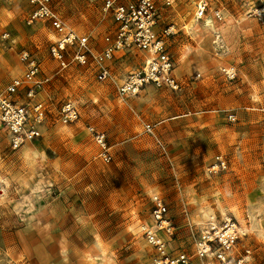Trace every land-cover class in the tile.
<instances>
[{
    "label": "rangeland",
    "instance_id": "rangeland-1",
    "mask_svg": "<svg viewBox=\"0 0 264 264\" xmlns=\"http://www.w3.org/2000/svg\"><path fill=\"white\" fill-rule=\"evenodd\" d=\"M104 3L53 0L52 8L99 53L117 27ZM156 5L157 30L174 27L167 47L182 89L121 97L96 79L92 63L59 67L52 30L28 23L26 0H0V9L19 15L0 23V86L22 76L23 50L50 77L36 97L49 110L41 138L15 148L0 126V264H155L142 231L154 226V195L169 208L172 252L207 264L195 255L191 228L199 233L231 220L240 228L235 255L264 264V0H213L202 18L198 0ZM143 57L121 51L115 65L128 75ZM67 102L78 107L80 122L59 120ZM88 126L105 133L110 163ZM218 157L225 169L215 168Z\"/></svg>",
    "mask_w": 264,
    "mask_h": 264
},
{
    "label": "built area",
    "instance_id": "built-area-1",
    "mask_svg": "<svg viewBox=\"0 0 264 264\" xmlns=\"http://www.w3.org/2000/svg\"><path fill=\"white\" fill-rule=\"evenodd\" d=\"M33 10L29 24L44 21L50 24L58 38L50 47L51 57L61 69L71 64L85 66L94 65L96 79L104 82L111 78L109 63L114 60L116 53L136 49L147 53L144 65L130 73L127 79L117 87L121 97H128L142 92L147 86L156 89H169L178 92L182 83L175 75V64L167 47L168 39L174 35V27L157 30L159 11L156 0H136L125 3L124 0H105L104 11L111 12L116 31L104 37V48L96 53L86 35H79L69 27L58 13L52 8L53 0H26ZM170 4V0H166ZM213 0H198V13L202 18L210 9ZM260 11L258 15L262 16ZM214 16L222 20L220 11ZM9 38L8 35L4 36ZM73 50V53H72ZM70 51L72 54H70ZM19 60L24 67L21 77L14 79L8 86L0 87V123L7 130L11 145L17 148L25 143L42 137L41 127L48 118V106L44 101L36 100L37 95L50 81L47 77L43 81L37 80L41 73L39 58L28 50L21 51ZM233 78L232 71H227ZM200 77V75H198ZM22 94L27 99L21 101ZM59 120L65 124L80 121L78 107L72 102L62 104L58 109ZM87 130L95 142L101 147V158L110 163L112 156L102 131L88 126ZM145 130L153 133V126L145 125ZM226 168L222 157L217 158L215 168ZM151 216L154 226H143L142 231L148 245L155 252V264H192V258L183 251L172 252L169 248L168 237L175 235V228L169 216V208L159 195L152 197ZM189 226H192L190 223ZM196 247V256L202 260L212 258L219 264H244V258L235 255V245L240 238V228L236 222L227 221L218 226L215 223L199 233L191 228Z\"/></svg>",
    "mask_w": 264,
    "mask_h": 264
},
{
    "label": "crops",
    "instance_id": "crops-1",
    "mask_svg": "<svg viewBox=\"0 0 264 264\" xmlns=\"http://www.w3.org/2000/svg\"><path fill=\"white\" fill-rule=\"evenodd\" d=\"M30 7V10L32 9L33 10V6L31 7V6H29ZM2 9V8H1ZM0 9V16H2V15H4V17H2L1 19H0V23H3V25L4 24H6L7 23V21H11L10 20V17L8 16V15H10V16H12V15H16V16H19L18 15V9H15V10H13V11H10V12H8V9L7 8H3L2 10ZM32 10H31V12H32ZM31 14V13H30ZM45 24H47V22H45ZM49 24V23H48ZM49 26H50V24H49ZM50 30H52L51 29V27H50ZM53 31V30H52ZM51 31V37L50 38H52V41L53 42H55L56 40H57V38H58V35H57V33H55L54 31L52 32ZM104 40V39H103ZM53 42H52V44H53ZM51 44V45H52ZM105 45V44H104ZM104 48V47H103ZM142 55L144 56L143 57V64H142V66L144 65V63H145V60H146V58H147V53H145V52H142ZM116 56H117V53H116V55H115V58H114V60L113 61H111L110 63H109V67H110V70H111V78L110 79H108V80H106V82H110L111 84H113L114 85V87H115V89H117V87L119 86V85H121L126 79H127V76L129 75H124L123 74V72H121L120 71V69L118 70V66L117 65H115V59H116ZM141 66V67H142ZM22 69H23V71H24V67L22 66ZM132 73V72H131ZM175 75H176V73H175ZM47 77H49V76H43V73H42V70H41V73L39 74V76L37 77V80H39V81H43L44 79H46ZM176 77L178 78V76L176 75ZM179 79V78H178ZM105 82V81H104ZM9 85V84H8ZM7 85V86H8ZM0 87H2V86H0ZM4 87H6V86H4ZM149 89H156V88H154L153 86H147L143 91H146V90H149ZM157 90H168V91H171V90H169V89H157ZM142 91V92H143ZM174 92V91H173ZM24 94H22V97H21V101L23 102V101H25L26 100V98L23 96ZM37 100H39V101H42V100H40V99H37ZM80 122V121H79ZM78 123V122H77ZM0 126L1 127H3L2 125H1V123H0ZM4 128V127H3ZM5 129V128H4ZM87 129V128H86ZM5 131L7 132V130L5 129ZM204 264V263H203ZM207 264H219L216 260H214V259H212V258H207Z\"/></svg>",
    "mask_w": 264,
    "mask_h": 264
}]
</instances>
